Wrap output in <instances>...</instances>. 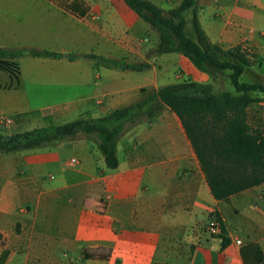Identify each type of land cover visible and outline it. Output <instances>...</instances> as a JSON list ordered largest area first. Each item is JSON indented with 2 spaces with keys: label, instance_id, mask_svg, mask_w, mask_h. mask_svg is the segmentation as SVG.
Here are the masks:
<instances>
[{
  "label": "crops",
  "instance_id": "0c3cea01",
  "mask_svg": "<svg viewBox=\"0 0 264 264\" xmlns=\"http://www.w3.org/2000/svg\"><path fill=\"white\" fill-rule=\"evenodd\" d=\"M148 1L165 14L181 0ZM196 12L212 44L264 54V0H196ZM157 42L156 33L122 0H0V49L14 54L18 66L26 56L15 52L23 48L150 65L131 71L95 66L82 56H28L30 80L22 78L21 67L16 77L0 72V133L24 132L22 127L42 119L52 125L68 113L100 117L133 104L143 96L140 89L167 85L160 83L163 73L156 65L168 59L206 79L181 55H153ZM163 111L125 125L115 170L105 168L96 143L84 134L13 152L34 206L31 215L20 214L28 230L11 247L46 251L49 264H185L178 253L188 250V264H244L240 248L255 243L264 264V183L226 202L214 199L179 119ZM70 158L75 166H66ZM11 199L10 192L0 196V224L9 219ZM46 199L48 214L41 204ZM214 213L230 239L223 250L206 226ZM97 248L109 250L107 259H83V250Z\"/></svg>",
  "mask_w": 264,
  "mask_h": 264
},
{
  "label": "trees",
  "instance_id": "16d2710c",
  "mask_svg": "<svg viewBox=\"0 0 264 264\" xmlns=\"http://www.w3.org/2000/svg\"><path fill=\"white\" fill-rule=\"evenodd\" d=\"M124 4L157 35L155 54H178L186 58L198 71L211 75L228 71L234 93L212 92L209 83L184 79L164 85L144 94L137 102L112 109L100 117H83L58 124L38 127L24 132L0 133V152L13 153L44 148L56 142L73 138L78 134L91 137L96 143L105 168L118 167L116 144L125 125L153 119L163 107L174 113L194 150L211 195L226 202L239 192L264 183V135L248 123L247 109L256 101L252 93H263L264 86L239 80L248 69L249 60L241 46L224 50L212 44L201 28L196 12V0H181L163 11L148 0H122ZM190 13L192 33H185L186 15ZM11 52L0 49V72L16 77L19 66L12 60ZM19 56L67 58L78 56L94 61L95 66L107 69L143 71L150 67L146 62L128 63L123 59H111L92 53L73 54L49 50L23 48L15 52ZM218 226L220 250L226 248L230 239L226 236L223 222L217 213L212 216ZM1 240V234H0ZM244 264H259L263 252L255 243L241 247ZM7 252L0 255L4 264ZM109 250L85 249L84 260L107 259Z\"/></svg>",
  "mask_w": 264,
  "mask_h": 264
},
{
  "label": "rangeland",
  "instance_id": "374dc122",
  "mask_svg": "<svg viewBox=\"0 0 264 264\" xmlns=\"http://www.w3.org/2000/svg\"><path fill=\"white\" fill-rule=\"evenodd\" d=\"M35 1L46 2V0ZM185 33L188 36H190L192 33V27L189 21L185 26ZM259 36L262 37L263 35L260 33ZM150 52H153V55H156L154 51ZM246 54L249 60V67L243 72L239 80L249 84L259 83L264 86V59L261 60V58L264 57V54L258 52L251 53L250 51H246ZM29 60L30 58L28 56L18 60L20 65L19 68H22V78H24L25 81L30 80V78L32 77V75L28 73V68L30 65ZM184 60L186 63H189L187 59L184 58ZM138 61L140 60H133V62ZM176 65L177 66H175V61L171 59H168L166 62H162L156 65L158 72L163 73L162 76L159 75V77L161 78L160 83L168 84L184 79H192L198 82L204 80L202 83L211 84L212 92L214 94H218L222 91L234 93L233 87L229 79L227 78L228 71H225L223 73L214 72L211 75L206 74V79H201L191 74V72L185 67L184 64L176 63ZM147 72L150 73V70H148ZM149 92L151 91H146L144 94ZM252 96L256 101H254L247 109V120L253 129L260 131L264 135V95L263 93H252ZM163 110L164 107L158 113L157 117L164 113ZM75 117L76 116L74 115V113H68L55 120L53 122L54 124L52 125H58L71 121L75 119ZM48 123L49 122L47 120L42 119L32 125H26L25 127H22V131L46 126L48 125ZM18 158L20 157H18V155L16 154L0 152V196L10 192L12 197L10 204L12 209L8 214L9 219L8 221L2 222L0 224V255L3 251L7 252L4 264H49L48 252L41 250L22 251L12 248L13 246L11 245L12 243L16 242L17 238H19L23 232H27L28 230L23 227L22 223L19 221L20 214L31 215L34 206L32 196L30 194L28 195V193H26V191H24L23 189L26 178L24 172L19 167H17L19 162ZM11 167H14V171H9ZM49 176L50 175L47 176L48 180H50ZM6 182H10L9 185H7ZM41 204L46 206V209L44 211L46 212V214H48V200H42ZM211 220L213 222L215 221L212 218ZM45 221L47 222V218L45 219ZM46 226L48 225L46 224ZM206 226L208 232H210L213 236L217 237L220 235L219 226H217L218 231L215 232L209 231L208 224ZM3 235L4 237L2 239ZM7 244L9 245L7 246ZM178 255L184 260L185 264H188L191 258L190 250H188V252H179Z\"/></svg>",
  "mask_w": 264,
  "mask_h": 264
},
{
  "label": "built area",
  "instance_id": "2783aa9c",
  "mask_svg": "<svg viewBox=\"0 0 264 264\" xmlns=\"http://www.w3.org/2000/svg\"><path fill=\"white\" fill-rule=\"evenodd\" d=\"M264 57L261 58V60H263ZM77 164V160L75 158H70L69 160L66 161V166L68 167H72V166H75ZM208 225H209V231H212V232H215V231H218V224L212 220H210L208 222ZM236 243H239V241H236Z\"/></svg>",
  "mask_w": 264,
  "mask_h": 264
}]
</instances>
